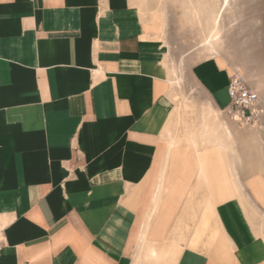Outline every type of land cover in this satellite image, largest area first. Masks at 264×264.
<instances>
[{
  "label": "crops",
  "instance_id": "0c3cea01",
  "mask_svg": "<svg viewBox=\"0 0 264 264\" xmlns=\"http://www.w3.org/2000/svg\"><path fill=\"white\" fill-rule=\"evenodd\" d=\"M139 2L0 0V264H264V118L224 113L215 56L182 62L191 110Z\"/></svg>",
  "mask_w": 264,
  "mask_h": 264
},
{
  "label": "rangeland",
  "instance_id": "374dc122",
  "mask_svg": "<svg viewBox=\"0 0 264 264\" xmlns=\"http://www.w3.org/2000/svg\"><path fill=\"white\" fill-rule=\"evenodd\" d=\"M139 3L147 12L153 8L168 15L167 35L171 45V64L175 71L174 82L179 83V77L182 78L176 88L191 110H195L193 94L196 87L187 78L186 63L182 64L184 60L192 63L215 56L255 88H264V0H230L228 4L224 0H141ZM216 13H219V23L212 32ZM216 32H219L218 39H215ZM210 40L215 41V49L206 44ZM202 127L195 120L183 131L195 132L196 135ZM262 138L264 140V134ZM206 205L204 201L193 205L195 208L191 209L189 216L191 224L186 228L194 231L201 227L200 238L207 236L209 243L214 244L212 233L216 234L217 239L219 232L213 224L212 215L206 213ZM205 219L208 221L207 227L202 225ZM197 233L195 235L198 236Z\"/></svg>",
  "mask_w": 264,
  "mask_h": 264
},
{
  "label": "built area",
  "instance_id": "2783aa9c",
  "mask_svg": "<svg viewBox=\"0 0 264 264\" xmlns=\"http://www.w3.org/2000/svg\"><path fill=\"white\" fill-rule=\"evenodd\" d=\"M227 92L229 102L223 111L233 121L240 125H250L264 118L263 99L242 75H232Z\"/></svg>",
  "mask_w": 264,
  "mask_h": 264
},
{
  "label": "bare ground",
  "instance_id": "6f19581e",
  "mask_svg": "<svg viewBox=\"0 0 264 264\" xmlns=\"http://www.w3.org/2000/svg\"><path fill=\"white\" fill-rule=\"evenodd\" d=\"M229 1L230 0H224V3L225 4H228L229 3ZM217 15L216 16H214V24H213V27H212V32H214V29H216V27H217V25H218V23H219V17H218V15H219V13H216ZM218 33L219 32H216V37H215V39H218L219 38V36H218ZM214 39V40H215ZM215 41H208L206 44H208L210 47H211V49H215Z\"/></svg>",
  "mask_w": 264,
  "mask_h": 264
}]
</instances>
